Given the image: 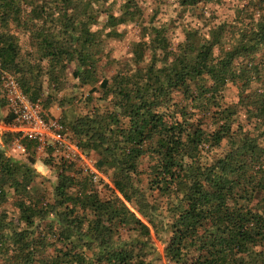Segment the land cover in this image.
<instances>
[{"label": "trees", "instance_id": "1", "mask_svg": "<svg viewBox=\"0 0 264 264\" xmlns=\"http://www.w3.org/2000/svg\"><path fill=\"white\" fill-rule=\"evenodd\" d=\"M34 1L28 9L27 0H0V70L13 71V76L20 71L17 37L3 28L29 12L43 26L33 33L41 58L53 64L74 59L77 68L72 76L81 85H91L89 95L100 89L103 100L111 96L106 104L69 120L68 126L62 118L60 122L81 150L99 155L98 170H113L114 190L121 197L112 191V196L102 198L94 188L100 180L82 169L72 175L76 163L62 157L54 165V202L46 201V188L37 180L42 176L33 168L38 141L5 132L6 137H17L29 156L13 161L0 149V204L10 187L18 211L16 221L0 213V259L9 264H151L146 249L152 245L151 229L159 233V222L146 187L140 186L139 167L149 153L156 161L149 189L168 197L176 194L164 223L169 233L166 258L177 264H264V91L240 98L261 121L262 130L253 136L242 125L234 128L231 116L236 105L221 107L217 100L229 81L237 78L243 87L251 83L248 72L253 64L248 66L246 60L236 70L233 61L255 52L264 41V20L243 43L218 56L213 54L220 43L218 34L198 45L188 33L173 51L163 27H151L148 41L134 45L133 66L125 64L111 80H99L89 50L97 42V32L91 30L95 0H53L59 10L56 18L47 12L45 1ZM181 1L191 5L198 0ZM139 14L137 8L119 17L110 14L108 22L115 26ZM157 51L162 53L159 59ZM17 82L32 101H38L23 80ZM0 89L1 105H7L1 72ZM174 91L191 102L174 101L169 106ZM198 111L203 120L195 121ZM5 121L11 124L13 114L9 112ZM150 141L153 144L147 147ZM223 142L224 151L208 161L210 148ZM44 150L53 153L52 147ZM36 221H46L49 234L55 233L62 244L40 259L37 248L46 242L34 232Z\"/></svg>", "mask_w": 264, "mask_h": 264}, {"label": "rangeland", "instance_id": "2", "mask_svg": "<svg viewBox=\"0 0 264 264\" xmlns=\"http://www.w3.org/2000/svg\"><path fill=\"white\" fill-rule=\"evenodd\" d=\"M36 1L39 0L34 2ZM40 1H45L47 12L52 17L56 18L58 16L59 10L53 0ZM32 2L33 0H27L26 7L28 9L31 8ZM92 8L95 12V20L92 23L91 30L97 32V42L94 43L95 48L89 50L96 60V75L99 80L102 78L111 80L112 75L125 64L133 66L134 45L141 40L148 41V31L150 32L151 27H163V32L170 47L175 49L173 51H176L178 45L185 42L188 33L192 34L191 40L198 45L204 40H209L212 35L218 34L220 43L213 47V54L218 56L243 43L251 32L257 30V24L264 20V0H198L191 5L183 4L181 0H95L92 2ZM135 8L139 10V16H135L133 20L110 26L108 22L110 14L119 17L125 11H131ZM68 12H70L69 9ZM13 22L9 20L8 27L3 28V30L6 29V31L12 32L17 37L19 57L16 68L20 71L15 76L18 81L23 80L30 93L37 96V100L48 116L62 118L68 126V121L75 116L84 114L92 107L96 108L108 102L111 96L103 100V91L100 89L89 95L91 85H81L78 79L73 78L72 73L77 68L74 59L67 58V60L53 64V62L41 58L38 45L33 37L36 29L39 28L40 30L43 27H39L41 21L32 19L29 12H24L22 17L19 16L18 21ZM257 47L255 52L241 55L233 61V68H236V70L241 68L246 60L248 66L253 64L248 72L251 83L243 87L242 82L236 78L223 86L217 97L221 107L236 105V109L232 107L235 112L231 116V119L234 120V128L237 125H242L243 130L249 131L252 136L262 130L261 121L252 114L253 112L250 111L251 106L243 104L240 98L245 95L255 96L264 91V41ZM161 54L157 51L156 59L161 58ZM148 55L149 53L146 52L145 60H148ZM12 73L13 71L6 73V75H13ZM209 84V80H205V86ZM0 98H2L1 89ZM3 101L2 99V103L0 102V149L13 161H25L29 156V152L25 148L21 150L17 146L19 143L17 137L13 135L6 137L4 134L5 132L16 133V131L10 129L8 126L10 124L5 123V117L9 113V109L7 105H1L4 103ZM174 101L180 104L191 102L186 100L180 91L173 92L168 105L172 106ZM107 106L111 108V105ZM198 119H202L200 111L196 114L195 121ZM204 121H208L209 125L208 119L204 118ZM68 134L73 139V135L69 130ZM152 144L153 141H150L146 146L149 147ZM262 144H264V141ZM226 147L227 144L223 142L219 147L210 148L207 153V160L210 161L212 156L221 154ZM81 151L83 155L81 159L78 155L73 157L70 153L76 160L73 161L76 165L71 174L73 175L74 170L80 169L85 174L87 170L84 169L92 166L99 174L98 180L100 182L94 188L100 192V196L107 198L112 196L113 191L118 197H121L114 190L113 170L106 167L98 170L95 167V162L99 159V155L92 150ZM203 153L205 155V152ZM153 156H155L154 153ZM34 158L33 168L42 176L38 177L37 180L42 181L43 187L46 188V201L54 202L53 186L57 180L54 165L59 164L62 156L55 152L52 154L46 153L38 145L35 148ZM155 162V159H152L149 153L145 154L139 161V167L143 172L140 175L142 179L140 186L146 187V193L149 196L148 201L156 207L154 219L159 222H156L158 234L151 229L152 245L150 251L149 245L146 249L147 260L152 258L151 264H177L166 258L163 252L165 242L169 236L168 231L164 229V223L170 217L167 208L173 205L176 194L172 193V196L168 197L160 195L156 189H149V180L153 177L150 170H152ZM15 197L13 189L7 187L6 198L0 204V213H6L7 218L13 221H16L18 216V211L13 205L16 200ZM128 207L149 226L131 205L128 204ZM45 222L36 221L33 228L36 236L46 242L42 248H37L39 259L52 255L62 246L57 241L55 233L49 234ZM0 264H9V262L0 259Z\"/></svg>", "mask_w": 264, "mask_h": 264}, {"label": "built area", "instance_id": "3", "mask_svg": "<svg viewBox=\"0 0 264 264\" xmlns=\"http://www.w3.org/2000/svg\"><path fill=\"white\" fill-rule=\"evenodd\" d=\"M0 72L3 95L9 112L13 114V121L8 125L10 129L20 132L22 137L37 140L42 149L52 147L53 152L61 154L62 157H66L70 161H76L73 158L76 155L81 159L83 157L81 149L75 140L69 137L60 119L48 116L39 101H32L21 90L15 76L6 75L8 71L0 70ZM17 146L24 150L19 143ZM84 170L90 172L95 181L98 180L99 174L92 166Z\"/></svg>", "mask_w": 264, "mask_h": 264}]
</instances>
